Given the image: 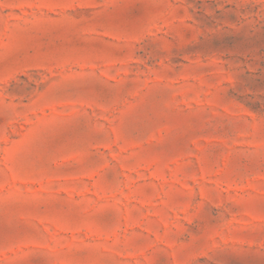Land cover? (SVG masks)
Listing matches in <instances>:
<instances>
[{"label": "rangeland", "instance_id": "obj_1", "mask_svg": "<svg viewBox=\"0 0 264 264\" xmlns=\"http://www.w3.org/2000/svg\"><path fill=\"white\" fill-rule=\"evenodd\" d=\"M0 264H264V0H0Z\"/></svg>", "mask_w": 264, "mask_h": 264}]
</instances>
